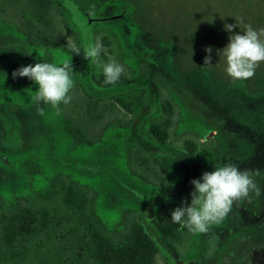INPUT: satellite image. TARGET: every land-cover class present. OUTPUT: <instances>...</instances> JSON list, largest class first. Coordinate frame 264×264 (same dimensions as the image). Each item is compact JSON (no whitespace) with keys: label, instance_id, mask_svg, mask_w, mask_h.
<instances>
[{"label":"rangeland","instance_id":"rangeland-1","mask_svg":"<svg viewBox=\"0 0 264 264\" xmlns=\"http://www.w3.org/2000/svg\"><path fill=\"white\" fill-rule=\"evenodd\" d=\"M58 2L61 16L79 38V21L73 15L96 19L87 40H108L102 52L124 66L128 83L115 92L98 91L99 56L86 59V86L79 65L71 66L73 88L80 92L75 100L57 107L34 103L35 85L26 77L13 78L15 69L39 61L81 59L60 46L29 45L13 17L27 0H0V88L16 96V106L5 104L10 99L0 92V115L5 116L0 118V206L12 208L36 198L52 178L62 175L94 195L91 206L107 234L120 238L137 221L156 237L157 216L166 214L172 198L191 192L193 185L186 181L214 165L233 164L251 176L254 187L248 195L234 201L225 218L206 233L188 231L172 242L161 241L156 264H264L258 261L261 236L255 231L263 228L264 216L250 226L243 224L240 213L245 206L249 218H256L264 195V61L252 77L234 80L217 54L228 43L225 23L264 29V0ZM241 29L234 27L233 32ZM206 56L211 64H204ZM88 88L115 103L107 105L111 115L105 112L98 124L90 121L97 116L91 110L95 115L87 113L86 122L84 108L89 92L93 94ZM163 95L177 115L167 143L160 145L148 129L162 117ZM116 98L129 103L132 113L119 107ZM184 138L210 150L213 162L197 165L180 148ZM136 148L170 165L159 171L139 159Z\"/></svg>","mask_w":264,"mask_h":264},{"label":"trees","instance_id":"trees-1","mask_svg":"<svg viewBox=\"0 0 264 264\" xmlns=\"http://www.w3.org/2000/svg\"><path fill=\"white\" fill-rule=\"evenodd\" d=\"M27 4L13 13V17L29 45L60 46L66 49V36L77 40L83 48L90 44L87 36L81 33L79 38L61 16L55 0H27ZM100 42L105 47L109 46L105 37H102ZM73 55L81 59L78 67L81 69L80 80L81 84L86 86V79L90 75L86 58L82 52ZM100 57L103 63L109 61L106 53L101 52ZM98 83L101 87H96L98 91L115 92L122 84L128 82L122 74L115 84L107 85L101 72ZM76 88L77 86L71 90V101L80 96ZM96 88H88L95 95L89 92L90 99L84 108V114L95 115L90 113V110L96 113V118L90 120L93 123L104 118V113L111 107L107 105L115 104L110 100H101V97L97 96ZM7 89L0 88L1 94L4 93L10 99L8 101L6 97L8 102L5 104L16 106V96ZM115 102L126 113H132L129 103L120 98H116ZM159 107L162 117L159 121L152 122L148 131L158 144L164 145L169 139L177 113L174 104L164 95L160 96ZM4 117L0 115L2 120ZM86 122L89 123L88 114ZM180 148L193 157L200 167L213 162L211 151L199 148L196 140L184 138ZM135 153L140 155L139 159L159 171H164L170 165L169 160L155 159L137 148ZM188 182L190 180L186 181ZM93 199L91 192L58 175L52 178L48 188L36 198L25 200L12 208L5 209L0 206V264H156L160 242H172L188 232L170 219L172 209L180 206L182 201L190 202L189 193L185 191L172 198L165 215L157 216L156 237L144 223L137 221H133L120 238L107 234L94 215L91 206ZM71 236L74 239L69 241Z\"/></svg>","mask_w":264,"mask_h":264},{"label":"clouds","instance_id":"clouds-1","mask_svg":"<svg viewBox=\"0 0 264 264\" xmlns=\"http://www.w3.org/2000/svg\"><path fill=\"white\" fill-rule=\"evenodd\" d=\"M224 30L229 33L228 43L217 51L225 60V71L234 80H244L254 75L259 62L264 61V29L246 25L242 29L225 23ZM234 27L242 31L233 32ZM63 33V29H61ZM65 47L71 54H83L86 59L98 58L103 46L99 40L83 48L77 40L66 36ZM211 47L205 49L211 52ZM30 54L31 52H25ZM210 63L206 56L204 64ZM107 85L115 84L125 71L124 66L114 59L99 64ZM73 69L68 61L53 63L39 61L15 69L13 78L26 77L35 85L32 100L37 104L57 107L70 103L71 89L74 87ZM193 185L189 193L190 202L182 201L180 206L170 212V219L181 229L193 234L206 233L213 224L220 223L232 208L234 201L246 197L254 187L247 171L233 164L214 165L213 170L203 172L200 177L190 181Z\"/></svg>","mask_w":264,"mask_h":264},{"label":"flooded vegetation","instance_id":"flooded-vegetation-1","mask_svg":"<svg viewBox=\"0 0 264 264\" xmlns=\"http://www.w3.org/2000/svg\"><path fill=\"white\" fill-rule=\"evenodd\" d=\"M59 1L61 2L62 0H59ZM60 2H58V3H60ZM79 17H80L79 15L76 16V17L74 16V18H76L77 22L79 21V25L80 26H78V25L77 26H78V29L80 30V34L82 33L83 36H87L88 34H91V25L94 22H96L95 21L96 19L95 18H86L85 17L84 20L81 19V18H80V20H78ZM121 17L123 18L124 16L122 14H121V16L120 15L117 16V18H121ZM80 63L81 62L74 60V62H72L70 64L72 66V65H80ZM204 167H206V166H204ZM204 167H202V168H204ZM261 194H264V190H262ZM261 198L262 199L259 200L258 212H255V214H254V216H255L258 213L257 214L258 216L256 218H252V219L249 218V215L247 214V209L245 208V206H241L240 207L242 209V211L240 213H241V218H242L243 224L250 225V226L251 225H255V224L258 223L257 221L259 220V218H262L264 216V195ZM244 209H246V210H244ZM251 221H253V222L256 221V222L252 224ZM255 231L257 233H259V235L261 236V243L259 244V246L256 247L257 250L259 251V255H261L258 261L261 262V263H264V257H263L264 256V221H263V228L255 229ZM247 234H248L247 230L245 228H243V235L247 236ZM243 245H245V244H243Z\"/></svg>","mask_w":264,"mask_h":264},{"label":"water","instance_id":"water-1","mask_svg":"<svg viewBox=\"0 0 264 264\" xmlns=\"http://www.w3.org/2000/svg\"><path fill=\"white\" fill-rule=\"evenodd\" d=\"M69 9L71 10V11H73L74 9L73 8H71V7H69Z\"/></svg>","mask_w":264,"mask_h":264},{"label":"crops","instance_id":"crops-1","mask_svg":"<svg viewBox=\"0 0 264 264\" xmlns=\"http://www.w3.org/2000/svg\"><path fill=\"white\" fill-rule=\"evenodd\" d=\"M210 165V164H209Z\"/></svg>","mask_w":264,"mask_h":264}]
</instances>
